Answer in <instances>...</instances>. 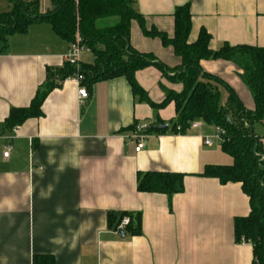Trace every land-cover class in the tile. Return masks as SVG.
<instances>
[{"label":"crops","instance_id":"obj_1","mask_svg":"<svg viewBox=\"0 0 264 264\" xmlns=\"http://www.w3.org/2000/svg\"><path fill=\"white\" fill-rule=\"evenodd\" d=\"M188 3L190 43L206 30L213 51L226 43L264 47V0H136V8L148 29L172 37L175 10ZM50 8V0L40 5L41 12ZM130 42L170 68L181 64L171 46L145 36L136 21ZM69 46L42 21L9 36L6 47L0 42V264H34L39 257L54 264H252V244L235 239V218L251 212L241 183L200 175L206 165L233 159L221 143L205 144L216 133L213 125L201 122L175 133L169 123L176 117L174 102L154 108L140 101L125 76L96 82L82 101L76 83L57 79L42 117L4 128L12 108L29 106L45 89L48 71L64 68ZM83 54L81 63L94 61ZM201 64L229 84L247 109L255 108L237 66L221 59ZM135 76L155 103L165 99L164 88L182 90L155 66ZM135 123L169 128L151 132L136 152L126 139ZM255 130L264 148V121ZM149 171L185 174V190L171 198L140 192L138 175ZM125 213L142 215L141 234L117 230L129 217Z\"/></svg>","mask_w":264,"mask_h":264},{"label":"trees","instance_id":"obj_2","mask_svg":"<svg viewBox=\"0 0 264 264\" xmlns=\"http://www.w3.org/2000/svg\"><path fill=\"white\" fill-rule=\"evenodd\" d=\"M50 2L51 8L45 13L40 11V0H15L9 12L0 13V42L3 46H7L9 36L26 33L33 23L41 21L49 23L56 35L69 44L79 34L81 45L95 57L92 63H82L80 68L87 90L100 80L125 76L134 96L140 101L154 108H163L174 102L176 117L169 123L175 133L186 134L197 121L223 129L221 149L232 157L233 163L206 165L200 175L217 178L222 184L241 183L250 199L251 212L248 216L235 218V239L238 243L245 240L252 244V264H264V148L262 137L255 130V125L264 121V47L226 43L213 51L210 49L211 35L206 30H201L198 39L190 43L192 13L189 3L176 8L175 32L170 37L156 28L146 27L145 17L136 8V0ZM134 21L140 25L145 36L159 38L165 46H171L180 57L181 64L170 68L153 55L138 52L130 42ZM205 59H221L237 66L239 77L254 99L255 108L247 109L229 84L205 71L201 64ZM149 66L157 67L172 83L180 84L182 90L176 92L164 88L165 99L161 103L153 102L135 76L137 71ZM75 72L76 68L67 62L55 73L49 70L45 89L36 94L29 106L12 108L4 128L12 129L30 118L42 117V106L58 85L55 81L69 78ZM220 86L228 93L225 106L220 105ZM136 124L126 130L131 131ZM154 131L166 130H156L152 126L150 132ZM184 179L185 174L177 172L139 173L138 190L162 193L171 198L185 190ZM125 215L130 217L126 233L141 234L142 215ZM113 217L111 213V223ZM48 260L39 257L34 264H54V261Z\"/></svg>","mask_w":264,"mask_h":264},{"label":"built area","instance_id":"obj_3","mask_svg":"<svg viewBox=\"0 0 264 264\" xmlns=\"http://www.w3.org/2000/svg\"><path fill=\"white\" fill-rule=\"evenodd\" d=\"M85 50V48L81 45V38L80 35H76V40L70 44L69 49L67 53L64 55L65 62L69 63L70 65L74 66L76 68V72L69 77L71 81L76 83L79 86V95L82 101L86 98H88L89 93L84 86L83 81L85 79L84 75L80 72L81 68V55L82 52ZM201 126V122H194L192 125V128H198ZM18 126H15L13 129H17ZM151 125L148 123H137L134 129H132L127 135L126 139L127 141H130L134 143L135 145V151L140 152L144 145L145 141L149 138L150 136V129ZM180 129V128H178ZM225 131L221 128H216V133L210 137H206L205 139V144L208 146H214L215 141L214 140H221L223 141V134ZM11 150V145L7 146V150L4 152V157L8 158ZM130 224V217H125L121 221L118 231L120 230H125V228ZM245 243L246 241L243 240ZM248 243V242H246Z\"/></svg>","mask_w":264,"mask_h":264},{"label":"rangeland","instance_id":"obj_4","mask_svg":"<svg viewBox=\"0 0 264 264\" xmlns=\"http://www.w3.org/2000/svg\"><path fill=\"white\" fill-rule=\"evenodd\" d=\"M13 1H15V0H0V13L9 12L12 8ZM24 1H30V0H24ZM31 1H33V0H31ZM47 1L48 0H40V5L41 6L44 5V3H46ZM42 13H45V12H42ZM92 55L93 54L88 49L84 50L83 57L89 59ZM219 90L221 93L220 105L225 106L227 103V100H228L227 90L222 86L219 87ZM257 128H259V126H257ZM214 141L216 143V147H218V145H220V143L222 142L221 140H214Z\"/></svg>","mask_w":264,"mask_h":264},{"label":"water","instance_id":"obj_5","mask_svg":"<svg viewBox=\"0 0 264 264\" xmlns=\"http://www.w3.org/2000/svg\"><path fill=\"white\" fill-rule=\"evenodd\" d=\"M168 128H169V125L168 124L155 126V129L156 130H165V129H168ZM120 233H121L122 236H125L126 235V231L125 230H120Z\"/></svg>","mask_w":264,"mask_h":264}]
</instances>
